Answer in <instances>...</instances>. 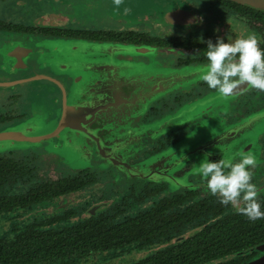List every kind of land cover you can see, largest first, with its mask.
Wrapping results in <instances>:
<instances>
[{"label":"flooded vegetation","instance_id":"obj_1","mask_svg":"<svg viewBox=\"0 0 264 264\" xmlns=\"http://www.w3.org/2000/svg\"><path fill=\"white\" fill-rule=\"evenodd\" d=\"M74 1L76 11L62 7L63 0H0V131L41 115L57 126L43 142L0 150L20 163L14 177L32 180L14 192L2 187L17 205L0 213L8 220L0 237L12 240L44 220L61 229L102 217L103 229L125 228L120 243L96 246L95 238L75 244L63 258L45 255L48 260L36 264H134L236 213L201 182L193 150H176V159L156 164V157L185 145L197 131L206 132L200 149L212 161L254 156L252 182L264 199V91L245 84L224 97L201 79L208 40L239 37L236 23L244 25L240 36L254 35L264 49V9L236 0H144L142 7L121 0L119 14L104 4L85 16L86 1L90 8L96 0ZM149 69L165 83L152 95L140 91ZM40 97L47 101L43 110L23 107ZM71 143L79 147L80 165L62 155ZM45 191L51 195L41 198ZM23 199L30 201L25 207ZM192 208L203 212L180 222L177 229L188 230L149 239V227H159L162 214L170 219L172 209ZM253 251L262 255L264 242L238 256Z\"/></svg>","mask_w":264,"mask_h":264},{"label":"trees","instance_id":"obj_2","mask_svg":"<svg viewBox=\"0 0 264 264\" xmlns=\"http://www.w3.org/2000/svg\"><path fill=\"white\" fill-rule=\"evenodd\" d=\"M261 15L264 18V12ZM19 165L20 163L16 162L14 158L0 153V213L11 211L17 205V201L1 189L6 186V183L13 176V172L22 171ZM50 195V192L45 191L41 198ZM29 196H31L30 200L33 202L35 194L29 193ZM257 199L261 203L262 209H264V199L262 197ZM21 202L19 204L25 207L30 201L26 202L23 199ZM201 212H203L202 209L192 208L191 211L186 210L185 212L175 213V210L172 209L170 219L167 217L168 215L164 216L162 214L161 218L164 219L160 221L159 227L155 224L149 227V239L153 235L158 234L161 236L171 229L179 228L180 222L190 221L191 218L199 216L198 214ZM213 213L215 216L218 215L217 210ZM99 219H102V217L98 219L92 217L85 219L83 223L61 229L52 227L53 225L45 220L41 226L36 223L26 225L22 228L19 236L12 240L5 241L3 240L4 237H0V264H36L41 260L45 263L48 260L45 255L63 258L64 253L72 249L75 244H79L77 248H80L95 238L97 240L96 246H100L109 239H112V244H118L116 241L120 243L125 228L119 225L109 230L103 229V225L97 221ZM124 225H128V223ZM17 230L18 228L14 229V231ZM132 232L136 231L133 229ZM190 234L187 238L172 242L168 247L160 250L159 254L140 259L139 262L134 264H242L247 259H253L257 252L253 251L242 256L237 255L233 259L218 263L213 261L228 254L240 253L245 248H254L263 243L264 218L251 221L246 216L236 212L230 216L225 215L223 218H217L209 225L197 227V230ZM25 235L36 238H29ZM42 235L43 241L41 240ZM51 243L53 244L49 245ZM42 248L43 256L41 254ZM50 252L52 254H49Z\"/></svg>","mask_w":264,"mask_h":264},{"label":"clouds","instance_id":"obj_3","mask_svg":"<svg viewBox=\"0 0 264 264\" xmlns=\"http://www.w3.org/2000/svg\"><path fill=\"white\" fill-rule=\"evenodd\" d=\"M116 5L121 0H113ZM207 63L201 79L221 96L233 94L240 85L264 91V49L254 35L225 40L218 36L207 42L203 53ZM206 153L195 169L207 190L223 205H231L238 213L255 221L264 218V209L257 199L258 191L252 182L255 158L249 153H236L238 159H209ZM243 206H240V205Z\"/></svg>","mask_w":264,"mask_h":264},{"label":"rangeland","instance_id":"obj_4","mask_svg":"<svg viewBox=\"0 0 264 264\" xmlns=\"http://www.w3.org/2000/svg\"><path fill=\"white\" fill-rule=\"evenodd\" d=\"M64 1V4H62L63 6L62 7H65L71 11H73V9L76 11L77 9V6H76V2L74 0H63ZM85 2V1H84ZM96 7H90L89 8V4L87 3L86 1V4H85V12L82 13V15H85V16H88V14H90L89 12H92L93 9H96L98 8L99 5L102 6V9L104 8V4H105V7H106V11L107 9H110L114 14H119L120 11L119 10H122L124 7L122 6V2L119 4V5H116L113 0H96ZM144 0H133V3H132V6L134 7H142L141 5L143 4ZM102 3V4H101ZM106 5H110V7H107ZM93 13V12H92ZM96 14V12L94 13ZM243 22H239V23H236L234 25L238 26L240 31L238 32V35L239 37H244V36H240L242 31L241 29L244 27V25L242 24ZM243 30V29H242ZM232 37L230 36L229 39L227 40H230ZM226 40V38H225ZM226 40V41H227ZM66 64L65 62H61L59 67L63 69H65V67L63 68L62 65ZM39 98V97H38ZM26 101V100H25ZM46 100L45 102H43V97H40V100H37L35 99L33 103H31V106L32 108H30L29 106L27 105H23V107L27 108V111L28 110H34V111H38V110H43V105L46 104ZM3 108V107H1ZM52 111V107H48V113H51ZM55 121V119H51L49 122H44L43 121V115L41 116H33V117H30L28 119V121H26L25 123L29 122V124H33L32 125V129H30V131L28 132L29 135L31 136H34V138L36 139V143L35 142H32V141H17L15 144H12L11 146L13 145H24V146H30V145H34V144H38L40 142H43V141H40L43 139V135L44 134H47V133H50L52 131H54V129H56V123L54 124L53 122ZM52 122V123H50ZM50 123V124H48ZM24 124V123H23ZM205 139H206V132H200V131H197V132H194V134L192 135V138L191 139H188V143H186L185 145L183 146H178V147H174L170 150H167L165 151V153H163L162 155L156 157V164L159 166L160 164H163V162L165 160H170L171 158L172 159H176L178 157V154H175L174 152L176 150H181L182 149H187V152H190V151H194V154L198 156V158L201 160L203 159L204 157V151L202 149H200L203 145V143L205 142ZM9 147V146H7ZM6 148V147H5ZM5 148H0V150L2 149H5ZM30 148V147H29ZM78 145L76 143H71L70 145H65L64 149H62L63 153L62 155L64 156V158L71 162V163H75L77 165H80L79 163H81L80 161H78V158H77V161H75V158L76 156H78V153H77V150H78ZM80 157V156H78ZM23 179H26L27 181H25L26 183H21V181ZM35 181V180H33ZM32 180H28V178H18V177H11L10 180L6 183L7 187L10 188V191L11 192H14L16 191L17 189L19 188H25L27 187V185L29 186V183L31 184ZM13 188H17V189H13ZM117 205V204H114V206ZM8 223V220L5 219V218H1L0 219V230L5 226V224ZM188 230V228L186 227H183V228H180L178 231H176V233L178 234H181L183 233L184 231Z\"/></svg>","mask_w":264,"mask_h":264},{"label":"water","instance_id":"obj_5","mask_svg":"<svg viewBox=\"0 0 264 264\" xmlns=\"http://www.w3.org/2000/svg\"><path fill=\"white\" fill-rule=\"evenodd\" d=\"M242 3H247L250 5H253L258 8L264 9V0H236ZM177 14V12H176ZM172 72H169V78L171 76ZM156 73L149 69V78L143 79L140 81V85L142 86L140 88V91L143 94L147 95H152L155 91L161 90L163 88V84H165L163 81L161 82V79H155ZM67 107H71V105H66ZM67 112V109L65 111V114ZM64 114V115H65ZM32 123L29 124L27 123H22L19 126L16 127H10L4 130L0 131V148H5L7 146H11L12 144H15L17 141H36L34 136H31L28 134L30 129H32ZM239 252L233 254V255H228L225 258L230 259L233 256H237ZM243 264H264V253L262 255L256 256L253 259L243 263Z\"/></svg>","mask_w":264,"mask_h":264}]
</instances>
